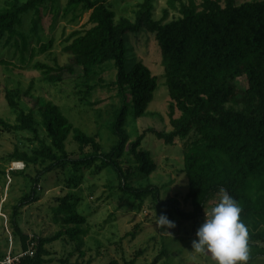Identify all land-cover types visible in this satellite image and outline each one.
<instances>
[{
    "label": "trees",
    "instance_id": "obj_1",
    "mask_svg": "<svg viewBox=\"0 0 264 264\" xmlns=\"http://www.w3.org/2000/svg\"><path fill=\"white\" fill-rule=\"evenodd\" d=\"M5 1V7L0 9V44L12 41L23 58L29 50L26 39L16 33L17 26L23 16L32 12L34 30L40 22V9L51 0ZM174 1L168 3L178 16L168 21L167 11L161 19L154 18L153 0L134 5L133 20L117 17L108 0H68L64 15L88 12L90 27L83 32L75 31L66 39L62 48V53L67 55L66 63L51 66L36 62L33 66L44 81L56 84L65 77L88 80L99 76L102 81L98 69L107 62L113 63L114 80L107 86L116 88L120 108L109 124L115 137L109 151H102L97 136H89L74 127L58 106L43 101L36 108L47 140L41 139L33 108L25 112L18 106V101L28 97L30 90L5 92L8 107L18 112L15 124L0 118V128L6 132H28L38 142L32 153L15 149L10 154L13 162L24 165L10 174L28 177L31 182L30 191L18 199L9 218L12 233L20 241L19 250H11L12 253L24 252L33 244L34 255L22 258L21 264L50 263L52 259L45 246L64 235L59 231L50 237L30 236L19 226L21 209L38 200L37 188L42 177L67 166L77 171L96 162L101 164L97 170L109 168L114 172L124 195L140 203L150 198L160 215L176 216L187 222L204 216L205 211L220 201L221 189H226L241 207L240 219L248 229L252 254L247 264L264 257V0H200L199 3L177 0V6ZM140 31L152 34L159 48L169 97L166 115L170 130L147 128L129 142L125 130L129 111L135 118L143 116L157 88V77L141 61L130 59L125 63V35ZM51 47L52 41L40 45L38 54L46 53ZM0 64L8 62L0 60ZM238 79L245 81L244 87L238 85ZM147 133L167 144L192 134V140L182 151V173L188 185L185 201L189 210L182 209L175 198L163 199L160 187L128 185L136 174L149 176L156 170L149 154L140 149ZM69 135L83 158H70L65 146ZM125 151L133 166H122L120 159ZM25 168H32L35 175H25ZM73 207L65 196L53 211L54 216L61 215L64 225L84 223L83 217L72 214ZM75 233L86 234L77 228ZM166 254L162 248L154 262ZM108 264L119 263L112 260Z\"/></svg>",
    "mask_w": 264,
    "mask_h": 264
},
{
    "label": "rangeland",
    "instance_id": "obj_2",
    "mask_svg": "<svg viewBox=\"0 0 264 264\" xmlns=\"http://www.w3.org/2000/svg\"><path fill=\"white\" fill-rule=\"evenodd\" d=\"M23 1V0H21ZM68 0H51L40 9V22L32 30L33 13L22 17L16 33L26 39L29 52L23 58L16 51L14 43L0 44V118L15 124L18 110L9 108L4 98L5 92L30 90L29 96L18 101L19 109L27 112L33 108L36 129L41 139L47 140L41 125V118L36 111L40 102L52 103L60 108L70 123L89 136H97L102 151H109L115 137L109 130L115 113L120 108V99L115 87L107 86L114 80L115 69L112 62H107L98 69L99 76L88 80L65 77L62 82L50 84L43 80L41 74L34 70L36 62L54 66L66 63L67 55L62 53L66 39L75 31L83 32L90 25L87 23L88 12L76 11L64 15ZM117 17L124 16L133 20L134 5L142 0H108ZM169 0H153L154 18L161 19L167 11L166 20L178 16L171 8ZM186 1V0H185ZM198 3L200 0H196ZM254 0H236L251 2ZM178 5V1H174ZM6 5L0 0V9ZM18 41V37H17ZM22 40L19 39V43ZM52 41V47L44 54L37 49L42 44ZM125 59L141 61L152 76L157 77V88L153 99L148 104L143 116L135 118L129 111L125 130L129 142L147 128L168 132L170 126L166 115L169 101L164 84L163 67L158 45L152 34L145 31L128 33L124 40ZM240 87L245 86L243 79H238ZM91 87V89H88ZM35 108V110H34ZM192 140V134L183 140L176 139L174 144H167L147 133L140 149L147 152L156 165V170L149 176L136 174L130 178L128 185L134 188L146 184L160 187L163 199L175 198L180 207L189 210L185 201L188 190L186 178L182 173V151ZM66 150L72 160L83 158L78 152L77 144L71 135L65 142ZM38 147L32 134L28 132H6L0 128V255L9 249L19 250L20 241L12 233L9 223L12 207L18 199L31 188V182L25 176H12L10 171H20L22 163L11 160L10 154L15 150L32 153ZM127 151L120 159L122 166H133L129 163ZM101 164L93 163L74 171L71 166L55 170L42 177L37 188V202L21 209L18 218L19 226L28 235L50 237L61 231L63 237L45 246L52 261L48 264H62L67 260L78 264H108L117 261L119 264H214L209 256L196 253L191 249V242L196 238L197 229L205 217L197 221H183L176 216H168L176 224L174 229L165 230L158 227L160 210L150 198L142 203L124 195L114 172L109 168L97 170ZM25 175L34 176L32 168L23 170ZM65 196L74 204L72 214L84 218V223L64 225L62 216L55 217L53 211ZM212 208V207H211ZM209 208L207 211H210ZM75 228L86 234L75 233ZM133 233L134 236L130 234ZM166 255L160 256L161 250ZM252 248H249V255ZM126 262V263H125ZM251 264H264V257L255 259Z\"/></svg>",
    "mask_w": 264,
    "mask_h": 264
},
{
    "label": "clouds",
    "instance_id": "obj_3",
    "mask_svg": "<svg viewBox=\"0 0 264 264\" xmlns=\"http://www.w3.org/2000/svg\"><path fill=\"white\" fill-rule=\"evenodd\" d=\"M220 201L205 211V220L197 229L191 249L210 257L214 264H247L249 261L248 229L241 221V207L226 189ZM158 227L168 234L176 224L166 215L158 218Z\"/></svg>",
    "mask_w": 264,
    "mask_h": 264
},
{
    "label": "built area",
    "instance_id": "obj_4",
    "mask_svg": "<svg viewBox=\"0 0 264 264\" xmlns=\"http://www.w3.org/2000/svg\"><path fill=\"white\" fill-rule=\"evenodd\" d=\"M19 169H23L24 165L18 167ZM205 217V214H204ZM33 244H31V248H28L24 252L12 253L11 249L0 259V264H21V259L28 256L32 257L34 255V249L32 248Z\"/></svg>",
    "mask_w": 264,
    "mask_h": 264
}]
</instances>
